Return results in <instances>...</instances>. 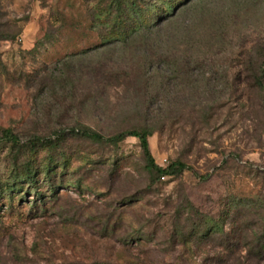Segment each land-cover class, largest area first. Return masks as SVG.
<instances>
[{
    "label": "rangeland",
    "instance_id": "374dc122",
    "mask_svg": "<svg viewBox=\"0 0 264 264\" xmlns=\"http://www.w3.org/2000/svg\"><path fill=\"white\" fill-rule=\"evenodd\" d=\"M263 54L264 0H0V131L53 143L0 141V264H264Z\"/></svg>",
    "mask_w": 264,
    "mask_h": 264
},
{
    "label": "trees",
    "instance_id": "16d2710c",
    "mask_svg": "<svg viewBox=\"0 0 264 264\" xmlns=\"http://www.w3.org/2000/svg\"><path fill=\"white\" fill-rule=\"evenodd\" d=\"M137 10H139V7H137ZM133 35L132 32V34H129L120 41L126 42L127 39ZM241 65L244 69L237 75H234L231 78L227 75L223 76L222 80L225 83V87H238V85L241 84L246 90H248V92L259 96L263 103L260 102L258 105H255V107L248 108L251 109L252 112L264 116V54L255 59L249 58L241 63ZM204 81L209 82V79L205 80L204 75H202V83H204ZM78 133L99 144H117L128 137L137 139L142 152L144 170L149 176L150 186L156 185L159 181L164 180L165 178L176 177L182 174L185 170H191L186 164L181 162H174L166 167L158 165L149 149L148 138L151 136V133L148 131H126L112 137H105L89 129L80 130ZM0 141L11 144L12 147L16 149L25 148L28 152H32L37 148L49 146L45 144L50 143V146L53 144L52 142H47L49 140L46 138L33 137L29 144L20 146V140L11 130L0 131ZM32 174V172L26 173L27 179L32 180Z\"/></svg>",
    "mask_w": 264,
    "mask_h": 264
}]
</instances>
